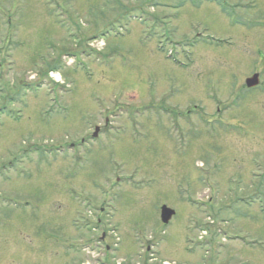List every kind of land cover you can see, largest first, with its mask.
Instances as JSON below:
<instances>
[{
    "label": "rangeland",
    "instance_id": "1",
    "mask_svg": "<svg viewBox=\"0 0 264 264\" xmlns=\"http://www.w3.org/2000/svg\"><path fill=\"white\" fill-rule=\"evenodd\" d=\"M87 263L264 264V0H0V264Z\"/></svg>",
    "mask_w": 264,
    "mask_h": 264
},
{
    "label": "water",
    "instance_id": "2",
    "mask_svg": "<svg viewBox=\"0 0 264 264\" xmlns=\"http://www.w3.org/2000/svg\"><path fill=\"white\" fill-rule=\"evenodd\" d=\"M259 83V75L255 74L253 77L247 79L248 86H254ZM175 214V210L168 207L167 205H163L161 208V218L164 223H168L173 215Z\"/></svg>",
    "mask_w": 264,
    "mask_h": 264
},
{
    "label": "bare ground",
    "instance_id": "3",
    "mask_svg": "<svg viewBox=\"0 0 264 264\" xmlns=\"http://www.w3.org/2000/svg\"><path fill=\"white\" fill-rule=\"evenodd\" d=\"M53 76L55 77V74L53 73Z\"/></svg>",
    "mask_w": 264,
    "mask_h": 264
},
{
    "label": "flooded vegetation",
    "instance_id": "4",
    "mask_svg": "<svg viewBox=\"0 0 264 264\" xmlns=\"http://www.w3.org/2000/svg\"><path fill=\"white\" fill-rule=\"evenodd\" d=\"M101 240H103V238ZM99 243H101V242H99Z\"/></svg>",
    "mask_w": 264,
    "mask_h": 264
}]
</instances>
